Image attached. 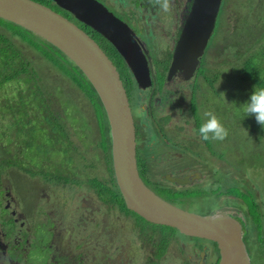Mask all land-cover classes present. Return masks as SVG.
<instances>
[{
	"label": "flooded vegetation",
	"instance_id": "flooded-vegetation-1",
	"mask_svg": "<svg viewBox=\"0 0 264 264\" xmlns=\"http://www.w3.org/2000/svg\"><path fill=\"white\" fill-rule=\"evenodd\" d=\"M127 1L128 5L121 9L126 17L104 5L136 33L148 61L146 88L139 87L124 58L118 52L122 59L117 58L111 50L110 42L54 2L56 6L50 8L75 22L116 65L134 115L137 164L143 183L158 197L182 210L203 216L223 211L229 216L236 214L245 242L252 233L248 222H244L243 210L233 203L234 197L227 198L225 187L217 189L219 173H226L221 162L227 163V149L219 148L216 152L211 141L202 139L201 146L203 143L206 148L203 154L195 148L198 137L190 133L195 126L188 110L204 114L209 90H215L220 83L223 65L219 57L224 43L214 47L213 58L208 61L214 63H210L213 69L203 74L205 77L197 74L210 57L213 34L193 77L187 79L181 73L182 78L174 80L176 74L170 75L171 63L195 0H172V10L167 13L151 0ZM223 4L224 0L216 30ZM177 7L180 9L176 20L174 8ZM165 21L179 32L175 46L167 54V65L159 61L156 64L147 44L138 36L149 29L167 28ZM135 95L140 102L136 108L132 103ZM105 130L111 139L110 146L107 142L103 144V140L99 143L94 140L92 143L98 144L96 155L84 154L90 143L83 138L75 139L71 130L69 137L63 130L50 133L54 147L38 157L45 164L43 169L33 166L30 183L21 189L28 197L27 212L22 210L17 177L0 170V264H220L221 252L216 243L149 222L128 208L116 178L111 129L105 127ZM51 154L59 155L53 158ZM5 158L0 155V165ZM207 178H212L213 189L192 192ZM193 200L213 207L207 212H193L186 208V202Z\"/></svg>",
	"mask_w": 264,
	"mask_h": 264
},
{
	"label": "rangeland",
	"instance_id": "rangeland-1",
	"mask_svg": "<svg viewBox=\"0 0 264 264\" xmlns=\"http://www.w3.org/2000/svg\"><path fill=\"white\" fill-rule=\"evenodd\" d=\"M99 1L111 11L126 17L121 9L128 5L127 0ZM139 1L143 2V0ZM179 9L180 7L174 8L176 20ZM150 13H153L151 9ZM153 21L155 22V18ZM234 24L237 28L236 31L232 27ZM164 25L167 28L149 29L145 33L139 32L138 36L147 44L156 64L159 61L167 65V54L175 46L179 32L166 21ZM212 37L208 52L210 57L205 59L197 76L205 77L203 74H208L210 69H213L210 68V63H214H208V61L213 58L214 47L223 42L224 51L219 57L220 65H223L220 68L222 76L217 88L209 90V103L205 109V112L215 113L228 129V136L225 140L207 141L213 143L216 152L219 148L227 149V163L221 162L226 173H219L217 189L225 187L228 193L227 198L234 197L235 201L231 200V202H235L243 210L244 222H248L249 231L252 233V236L245 239L251 264H264V249L261 245L264 239V128L256 122L254 116H246L243 106L249 100L254 88L256 86L261 88L259 82L264 83V0H224L219 24ZM234 44H237L238 57L232 54L234 51L232 45ZM20 46L27 48L30 62L38 72L44 89L56 99L58 110L62 107L66 108L68 118H72L69 124L72 127L73 137L75 139L83 138L90 143L85 147L86 150L83 153L97 154L98 144H93L94 140H97L98 143L103 140V144L107 142L109 147L111 139L105 130V123L99 110V101L96 98L92 100L83 93L75 81L70 78L69 75H71L73 67L70 65V70L67 67L71 63L68 64L65 61L67 67L61 68L60 65L56 66L55 62L47 59L42 52L35 51L36 48L30 43ZM49 52L55 55L57 60L58 58L64 60L53 49H49ZM206 63L208 65H205ZM253 74L258 79V85L251 81L250 75ZM36 79V73L30 74V83L35 82ZM38 98L39 93L34 95V104ZM133 98L134 102L132 101V103L136 108L140 102L136 100V95ZM188 111L195 126L190 133L198 137V140L195 141V148L206 154L204 144L202 143L201 146L202 138L199 134L202 120L207 119L204 115L205 112L200 115L197 112L193 113L192 109ZM158 113L162 115V109ZM141 117L147 120L144 114ZM37 123L32 112L26 117L23 113L16 112V110L13 113L0 105V155L6 157L0 165V170L17 177L21 206L24 212L28 211V197L26 192L21 189L26 188L30 183L29 172L33 170V166L36 169H43L45 164L38 157L42 154L46 155L49 151L48 148L54 147V144L51 143L52 140L50 141V133H53V130L56 131L55 133L61 132V126L58 124H47L41 129ZM36 140H39V143H36ZM51 155L55 158L59 154ZM27 161H34V163ZM210 168H214V165L210 164ZM197 186L199 187L194 188L192 192L200 193L215 187L212 178H207L203 184ZM202 196L195 197L201 198ZM186 205V208L193 212H207L209 208L213 207L204 206L198 200L186 202ZM110 217L112 218V215Z\"/></svg>",
	"mask_w": 264,
	"mask_h": 264
},
{
	"label": "water",
	"instance_id": "water-1",
	"mask_svg": "<svg viewBox=\"0 0 264 264\" xmlns=\"http://www.w3.org/2000/svg\"><path fill=\"white\" fill-rule=\"evenodd\" d=\"M77 21L98 32L117 50L140 88L149 85V67L136 33L98 0H52ZM222 0H195L171 63L170 75L193 77L216 26ZM0 19L18 25L62 52L88 78L105 108L111 129L114 168L129 209L149 222L210 240L220 264H251L241 221L223 212L203 216L158 197L142 181L137 164L136 125L121 75L100 45L75 22L34 0H0Z\"/></svg>",
	"mask_w": 264,
	"mask_h": 264
},
{
	"label": "trees",
	"instance_id": "trees-1",
	"mask_svg": "<svg viewBox=\"0 0 264 264\" xmlns=\"http://www.w3.org/2000/svg\"><path fill=\"white\" fill-rule=\"evenodd\" d=\"M34 1L49 7L56 6L52 0ZM232 27L233 30H237V28H235V24L232 25ZM16 39L18 40L16 41ZM24 43H30L33 47L36 48L34 49L35 51L39 53L42 52L47 59L55 62L56 66L60 65L61 68H66L67 66L65 64V61H67L68 64L71 63L67 68L68 70H70L72 66V73L71 75H69L68 73L67 74L73 81H75V83L83 91V93L89 96L92 100H94V98L98 99L99 110L102 113L105 127L109 129V120L101 99L84 73L62 52H60L49 42L36 36L32 32H29L28 30L11 22H7L3 19H0L1 107L10 110L13 113L14 110H16V112L18 111L19 113H23L26 117L30 115V112H32L35 115V119L38 121L37 124H39L41 129H43V126L47 124H58L61 126V131L63 130L69 137V133L72 128L69 124V121L72 118H68L66 108L62 107V109L58 110V108L56 107L58 105L56 99H54L53 96L50 95L49 91L47 92V90L44 89L42 80L40 79L38 72L33 68L32 63L30 62V57L27 56V48H23L20 46ZM107 45H109V43H107ZM109 46L117 56V58L122 59L117 51L111 45ZM232 46V48H234L232 54H234L235 57H238L237 44H234ZM49 49H53L54 52L60 54L64 58V60H61L59 58L57 60L55 58V55L49 52ZM32 73H36L37 79L35 82L30 83L31 80H29V78L30 74ZM250 78L252 82L258 85V79L255 74L250 75ZM259 84H261V88H264V83L259 82ZM37 93H39V98L34 104L35 101L33 100V98ZM64 124H66V127H63ZM55 132L56 131L53 130L54 134ZM252 197H254V195H252ZM261 245L264 249V239L261 242Z\"/></svg>",
	"mask_w": 264,
	"mask_h": 264
},
{
	"label": "clouds",
	"instance_id": "clouds-1",
	"mask_svg": "<svg viewBox=\"0 0 264 264\" xmlns=\"http://www.w3.org/2000/svg\"><path fill=\"white\" fill-rule=\"evenodd\" d=\"M160 6L164 12H170L173 4L172 0H151ZM181 71H178L173 78L181 79ZM246 116H254L256 122L264 128V88H254L249 100L243 104ZM207 119L199 127L200 137L204 141H223L228 136V129L223 125L220 118L213 112L208 111L204 114Z\"/></svg>",
	"mask_w": 264,
	"mask_h": 264
}]
</instances>
